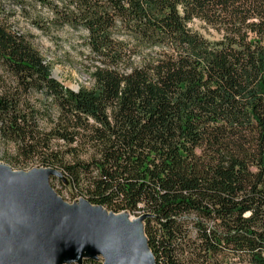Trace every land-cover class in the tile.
<instances>
[{
  "label": "trees",
  "instance_id": "16d2710c",
  "mask_svg": "<svg viewBox=\"0 0 264 264\" xmlns=\"http://www.w3.org/2000/svg\"><path fill=\"white\" fill-rule=\"evenodd\" d=\"M6 5L78 38L93 86L53 78ZM0 139L74 198L146 216L156 264H264V0H0Z\"/></svg>",
  "mask_w": 264,
  "mask_h": 264
},
{
  "label": "water",
  "instance_id": "95a60500",
  "mask_svg": "<svg viewBox=\"0 0 264 264\" xmlns=\"http://www.w3.org/2000/svg\"><path fill=\"white\" fill-rule=\"evenodd\" d=\"M55 174L39 169L24 175L0 165V264H156L146 216L129 223L115 218L129 213L114 214L85 200L70 207L49 184Z\"/></svg>",
  "mask_w": 264,
  "mask_h": 264
},
{
  "label": "rangeland",
  "instance_id": "374dc122",
  "mask_svg": "<svg viewBox=\"0 0 264 264\" xmlns=\"http://www.w3.org/2000/svg\"><path fill=\"white\" fill-rule=\"evenodd\" d=\"M6 10L15 15L11 20L14 28L17 31L24 33L30 39L34 47L41 53L47 63H50L53 66V78L62 83L66 88L75 91L82 87L91 88L93 86V80L87 72L90 68V64L85 59L86 54H83L82 49L80 48L81 42L78 38L69 31H58L44 35L34 29L26 18H22L19 9L14 8L11 5H6ZM190 27L193 31L199 33L211 43H215L222 38V35L219 32L210 28L203 22L195 21ZM13 155L14 150L4 145L0 139V165L5 166L13 172L22 173L24 175L39 170V167L36 165L22 169L9 163V157H12ZM49 184L54 193L66 205L77 208L81 207L84 201L74 198L66 179L60 173L51 176ZM128 215L132 219L137 218L130 214Z\"/></svg>",
  "mask_w": 264,
  "mask_h": 264
},
{
  "label": "bare ground",
  "instance_id": "6f19581e",
  "mask_svg": "<svg viewBox=\"0 0 264 264\" xmlns=\"http://www.w3.org/2000/svg\"><path fill=\"white\" fill-rule=\"evenodd\" d=\"M128 216H129V215H127V214H121V215L115 216V218H116L117 220H118V219H120V220H126V221H128L129 223H133V222H134V219H132L130 216H129V217H130V218H129ZM131 219H132V220H131ZM137 233H139V234L141 235V237H143V238L145 239L144 235L141 234V233H142L141 229L138 228Z\"/></svg>",
  "mask_w": 264,
  "mask_h": 264
}]
</instances>
